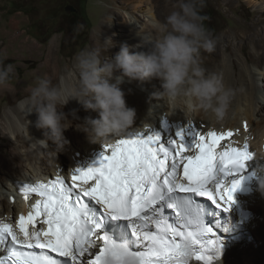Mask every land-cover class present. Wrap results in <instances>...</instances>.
Listing matches in <instances>:
<instances>
[{
  "label": "snow or ice",
  "instance_id": "snow-or-ice-1",
  "mask_svg": "<svg viewBox=\"0 0 264 264\" xmlns=\"http://www.w3.org/2000/svg\"><path fill=\"white\" fill-rule=\"evenodd\" d=\"M233 137L232 130L181 128L164 142L136 132L107 145L111 154L103 152L99 166L76 168L71 184L61 176L25 183L24 198H39L15 224L0 220V264H101L117 241L140 264H176L184 241L192 245L189 264H216L222 241L206 223L211 207L197 198L231 210L241 184L236 177L253 159L247 143H222ZM108 218L127 231H106ZM38 220L47 227L37 228Z\"/></svg>",
  "mask_w": 264,
  "mask_h": 264
},
{
  "label": "bare ground",
  "instance_id": "bare-ground-1",
  "mask_svg": "<svg viewBox=\"0 0 264 264\" xmlns=\"http://www.w3.org/2000/svg\"><path fill=\"white\" fill-rule=\"evenodd\" d=\"M108 1L109 5L104 10L103 19L97 26L96 32L94 31V38L100 43L111 38L112 47H116L118 51L122 43L135 46L141 43L142 37L154 38L161 22H164L172 12L169 9L166 11L167 0H155L153 1L155 7H146V4L140 12H138V7L141 8L146 0H140L138 3L134 2L135 0L131 2L119 0L118 5H115L114 0ZM246 1L261 13L257 21L248 26H242L244 37L239 41V45L249 40L253 44L252 54H203L202 56L203 66L209 72L218 74L224 83L233 88L236 93L228 115L222 121H217L211 115L202 113L187 114L182 108L174 109L166 101L154 99L151 93L159 88V82L156 80L145 81L143 84L125 81L120 87L125 92L126 103L136 110V118L131 129L112 137L102 146L89 143L82 131L73 128V131L64 132L67 143L61 149H57L56 144L51 140L48 141L47 149L35 140L44 139V131L34 127L35 121L26 110L16 107L17 113L19 112L16 113V119L13 120L11 126L6 125L7 132H2L3 137L12 147L13 154L8 162L0 160V220L15 224L19 216L21 214L26 216L35 204L33 197L29 196L26 200L23 194L17 192L12 185L14 181L51 179L53 176L65 178L67 173L72 178L76 168L85 169L92 155L98 152L111 154L110 148L106 149L107 145L114 146L118 139L126 138L136 132L158 134L166 142L170 138L174 139L176 132L181 128L190 132L212 129L232 130L234 137L222 143H232L237 147H243L247 143L249 150L253 153L251 163L259 174L258 166L264 163V161L256 160L264 159V50L259 51L256 48L254 39L258 37L264 41V35L260 33L263 31L261 24L264 22V0ZM225 5L230 6L226 2ZM108 26L115 27L119 33L109 34ZM143 49L147 51L144 47H135L133 50L144 52ZM109 56L114 57L115 54H109ZM205 62H208V65ZM65 110L70 118H74L78 123L82 122L85 117L95 118L97 115L90 111L83 114L80 110L75 111L74 117L70 107L66 106ZM185 139L190 142L192 137L186 135ZM234 200L232 210L235 205H240L243 209L251 210L253 216L240 228L244 233L242 241L235 237L238 228L234 224L230 225L233 236L230 238L228 235L227 238H230L232 244L220 264H264V195L256 190L255 184L252 194L237 196ZM36 227H42L40 220L37 221ZM235 240L237 242L233 243Z\"/></svg>",
  "mask_w": 264,
  "mask_h": 264
},
{
  "label": "clouds",
  "instance_id": "clouds-1",
  "mask_svg": "<svg viewBox=\"0 0 264 264\" xmlns=\"http://www.w3.org/2000/svg\"><path fill=\"white\" fill-rule=\"evenodd\" d=\"M203 7L204 0H178L176 10L160 24L154 38L142 37L135 46L122 43L114 57L103 55L112 46L111 38L102 43L103 47L80 51L75 57L77 79L71 86L38 78L29 88L28 97L17 104L28 115H36L35 127L45 136L35 139L37 143L47 149L49 140L57 149L67 143L64 132L73 123L63 108L73 100L85 111L97 114L75 125L89 143L103 146L127 132L134 124L136 110L126 103L120 87L125 81L143 84L156 80L159 88L151 93L154 99L164 100L174 109L182 108L187 114L202 113L222 121L236 93L218 74L203 66V53L215 51V40L204 24L208 18L201 14ZM135 47L147 51L137 52ZM13 72L12 64L0 65V88L10 87ZM72 115L75 117V110ZM258 173L256 190L264 195V163L259 164ZM191 254V242L184 241L176 264H189ZM101 264H140V257L126 242L117 241L108 246Z\"/></svg>",
  "mask_w": 264,
  "mask_h": 264
},
{
  "label": "rangeland",
  "instance_id": "rangeland-1",
  "mask_svg": "<svg viewBox=\"0 0 264 264\" xmlns=\"http://www.w3.org/2000/svg\"><path fill=\"white\" fill-rule=\"evenodd\" d=\"M6 5V11L10 14L15 11H21L24 19L28 21L30 26V34L39 44H43L45 53L47 54H20L16 57L0 59V65L15 64L14 72L11 74L9 88H0V160L8 162L13 154V149L9 145L7 139L3 137L2 132H7L6 125L11 126L13 120L17 117V104L29 95V88L35 86L38 78L49 79L54 85L71 86L76 82L77 73L75 71V57L77 54L86 49L95 47H103L97 39L94 38L97 26L103 19L104 10L109 5L108 0H0ZM131 2V0H129ZM135 0L134 2H139ZM155 0H146L143 6H152ZM120 1L114 0L115 5ZM151 2V4H149ZM229 3V7L225 5ZM145 3V4H144ZM178 1H166V11L174 10ZM71 5L76 9L75 16L72 18L76 25L73 27L72 33H67L65 29L66 14L64 7ZM145 7V8H146ZM15 9V10H14ZM131 10V8H129ZM203 14L207 16L206 28L210 30L215 40V51L211 54H252L253 44L249 40L242 42L243 34L242 26H248L257 21L261 13L256 11L246 0H204ZM127 12V10H123ZM132 13V12H131ZM144 20V16H143ZM112 21V20H111ZM144 22V21H142ZM160 22V19H159ZM162 23V22H161ZM49 24L61 29V32L49 30V39L41 42V33L48 31ZM111 24H113L111 22ZM264 35V22L261 24ZM108 33L118 34L115 27L108 26ZM240 28V29H239ZM95 29V30H94ZM95 31V32H94ZM157 34L154 35V37ZM115 38V37H113ZM153 38V37H152ZM97 40V41H96ZM255 45L259 51L264 50V41L258 37L255 38ZM48 42V43H47ZM48 44V46H45ZM144 51V49H143ZM116 47H109L103 53L104 56L110 57L109 54H116ZM208 54V53H203ZM208 65V62H205ZM68 106L72 110L85 111L76 101L69 102L65 105L63 111L67 114L65 107ZM17 113V114H16ZM34 121L36 115H29ZM73 126L67 130L73 131L75 125L78 124L74 118ZM35 127V126H34ZM77 129V128H76ZM36 131V129L34 128ZM33 130V131H34ZM34 131V132H35ZM2 134V135H1ZM39 135V132H37ZM10 157V158H9ZM66 159V158H65ZM68 167V161H67Z\"/></svg>",
  "mask_w": 264,
  "mask_h": 264
},
{
  "label": "crops",
  "instance_id": "crops-1",
  "mask_svg": "<svg viewBox=\"0 0 264 264\" xmlns=\"http://www.w3.org/2000/svg\"><path fill=\"white\" fill-rule=\"evenodd\" d=\"M2 3L0 1V59H11L20 54H47L41 48L44 45L39 44L29 33L30 26L23 13L15 11L8 14L5 9L7 4ZM15 64H12L13 67Z\"/></svg>",
  "mask_w": 264,
  "mask_h": 264
},
{
  "label": "trees",
  "instance_id": "trees-1",
  "mask_svg": "<svg viewBox=\"0 0 264 264\" xmlns=\"http://www.w3.org/2000/svg\"><path fill=\"white\" fill-rule=\"evenodd\" d=\"M201 14L204 15L202 9H201ZM63 16L66 19V21H65V29H66V32L67 33H72L73 27L76 25L75 21L72 19L75 16V14H64ZM206 23H207V21L205 20L204 21V24L206 25ZM47 29H48V31L45 34L44 33H41L40 34L41 35V38H40L41 42H45V41H47L49 39V37H50L49 30L52 29L55 32H57V30H58V32H61V29L60 28H57L55 30V26H53L51 24H49V26H47Z\"/></svg>",
  "mask_w": 264,
  "mask_h": 264
},
{
  "label": "water",
  "instance_id": "water-1",
  "mask_svg": "<svg viewBox=\"0 0 264 264\" xmlns=\"http://www.w3.org/2000/svg\"><path fill=\"white\" fill-rule=\"evenodd\" d=\"M64 11L67 13V14H70V13H75L76 12V9L71 6V5H66L64 7Z\"/></svg>",
  "mask_w": 264,
  "mask_h": 264
},
{
  "label": "flooded vegetation",
  "instance_id": "flooded-vegetation-1",
  "mask_svg": "<svg viewBox=\"0 0 264 264\" xmlns=\"http://www.w3.org/2000/svg\"><path fill=\"white\" fill-rule=\"evenodd\" d=\"M76 13V12H75ZM75 13H70V14H75ZM67 14V13H66Z\"/></svg>",
  "mask_w": 264,
  "mask_h": 264
}]
</instances>
